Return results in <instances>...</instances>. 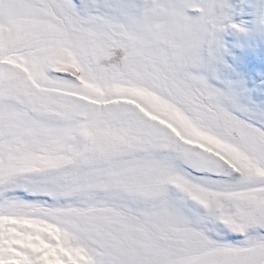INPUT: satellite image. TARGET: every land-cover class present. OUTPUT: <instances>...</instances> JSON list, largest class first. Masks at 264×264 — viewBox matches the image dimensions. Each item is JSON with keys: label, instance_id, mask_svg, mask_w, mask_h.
Instances as JSON below:
<instances>
[{"label": "snow or ice", "instance_id": "snow-or-ice-1", "mask_svg": "<svg viewBox=\"0 0 264 264\" xmlns=\"http://www.w3.org/2000/svg\"><path fill=\"white\" fill-rule=\"evenodd\" d=\"M0 264H264V0H0Z\"/></svg>", "mask_w": 264, "mask_h": 264}]
</instances>
